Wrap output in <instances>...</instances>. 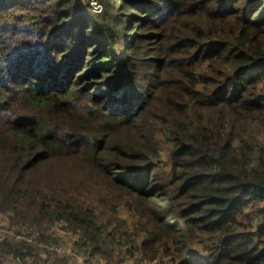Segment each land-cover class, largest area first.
Listing matches in <instances>:
<instances>
[{"label": "trees", "instance_id": "16d2710c", "mask_svg": "<svg viewBox=\"0 0 264 264\" xmlns=\"http://www.w3.org/2000/svg\"><path fill=\"white\" fill-rule=\"evenodd\" d=\"M0 214L106 264H264V0H0Z\"/></svg>", "mask_w": 264, "mask_h": 264}, {"label": "rangeland", "instance_id": "374dc122", "mask_svg": "<svg viewBox=\"0 0 264 264\" xmlns=\"http://www.w3.org/2000/svg\"><path fill=\"white\" fill-rule=\"evenodd\" d=\"M90 7H92V6L90 5ZM164 155H166V154H164ZM63 225H64V223H57L54 226H52L50 229H47L45 237H43L40 233L39 234L41 235L42 239L45 242L55 243L58 246V248H60V249L74 247L73 246V241L75 239H79V237L76 234L72 233V232L63 231L64 230ZM0 227H3V228L4 227H12V225L10 224L9 220L7 219V217H5L2 214H0ZM20 229L21 230H19V231L16 230V229H13L12 233L9 234V237H8V239L10 241H7V242H10V243H13V244L23 243V241L18 240V238H19L18 236L20 234L23 235V232L25 233V235H33L34 238H37V234H36V232H37L36 230L37 229L36 228H34L35 232L33 231V228H30L28 226L22 227ZM48 231H52L53 235L48 233ZM3 234H4V231H3L2 235ZM13 234L16 235V238L11 236ZM39 241H41V240L39 239ZM24 242L27 243L26 241H24ZM27 244H28V246L30 245V246L34 247L35 254L37 256L36 257L37 260H34V259L29 260L30 263H32V264H44V263H46V261L49 264H53L54 262H56L58 260H63V259H65L69 264H106L105 260L103 258H101L100 256H95V257H93V259H89L88 258L87 260H85L83 258L82 259L83 261L80 262L78 257L72 256V255H69V256L58 255L52 249L46 250V249H43L41 247L31 245L29 243H27ZM124 249L125 248H122V250L120 249V252L116 254V255H119V259L122 261L121 264H160L159 260L149 262L148 260L144 259V257L140 254V252H136V254L133 255V256L131 254H128L127 256H125L124 255ZM13 256L14 255H9V256H6L4 258V259L8 258V260H9L8 263L5 261L6 264H13L11 262V258H13ZM125 257H126V259L128 257L127 262L123 261V259Z\"/></svg>", "mask_w": 264, "mask_h": 264}, {"label": "built area", "instance_id": "2783aa9c", "mask_svg": "<svg viewBox=\"0 0 264 264\" xmlns=\"http://www.w3.org/2000/svg\"><path fill=\"white\" fill-rule=\"evenodd\" d=\"M13 229H15V228L14 227H4V228L0 227V241H10L8 239V237H9V234L12 233ZM3 231H4V234L2 235ZM33 231L35 232V229H33ZM36 234H37V238H34L33 235H25V233L23 232V235L20 234L18 236L19 237L18 240L26 241L27 243H29L31 245L38 246V247H41V248L46 249V250L52 249L58 255H66V256L72 255V256L78 257L80 262L83 261L82 260L83 258L85 260H87L88 258L93 259V257L98 256V255L93 256L91 251H88V253H86L85 251L83 252L82 250H80L81 248L79 247V244H81V243H80V241H78V239H75L73 241L74 247L60 249V248H58V246L55 243L44 242L42 240V238L40 237V234L38 232H36ZM50 234H52V231H50ZM11 236L16 238L15 234H13ZM38 238L42 242L39 241ZM11 262L13 264H32V263H30V261L28 259H23V258L18 257V256L11 258Z\"/></svg>", "mask_w": 264, "mask_h": 264}]
</instances>
